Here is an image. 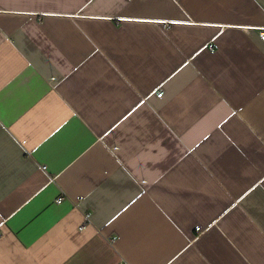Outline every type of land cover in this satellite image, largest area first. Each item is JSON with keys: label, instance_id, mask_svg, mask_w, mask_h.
I'll use <instances>...</instances> for the list:
<instances>
[{"label": "crops", "instance_id": "obj_1", "mask_svg": "<svg viewBox=\"0 0 264 264\" xmlns=\"http://www.w3.org/2000/svg\"><path fill=\"white\" fill-rule=\"evenodd\" d=\"M263 31L264 0H0V264H264Z\"/></svg>", "mask_w": 264, "mask_h": 264}, {"label": "built area", "instance_id": "obj_2", "mask_svg": "<svg viewBox=\"0 0 264 264\" xmlns=\"http://www.w3.org/2000/svg\"><path fill=\"white\" fill-rule=\"evenodd\" d=\"M260 35H261V39L264 41V31H263L262 33H260ZM162 96H163V92H159V93H158V97H162ZM45 168H46V167H44V169H45ZM63 200H65V196H64V195H62V196H60L59 198H57L56 202L60 203V202H62ZM85 219H86V222H88V221L90 220V215H89V214L86 215V216H85ZM84 228H85V224H82V225L80 226V230H83ZM196 231H197V232H200V231H201V228H197Z\"/></svg>", "mask_w": 264, "mask_h": 264}]
</instances>
